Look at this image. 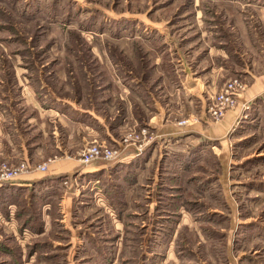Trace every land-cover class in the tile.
Instances as JSON below:
<instances>
[{"label":"rangeland","instance_id":"obj_1","mask_svg":"<svg viewBox=\"0 0 264 264\" xmlns=\"http://www.w3.org/2000/svg\"><path fill=\"white\" fill-rule=\"evenodd\" d=\"M212 51L218 55L211 58ZM180 57L192 69L198 64L199 75L215 65L224 69L221 89L207 94L208 118L222 122L248 91L250 75L264 74V0H0V134H9L13 146L24 140L33 157L32 143L40 137L28 125L36 115L28 105L48 109L69 101L100 112L116 136L114 143L95 140L84 147L116 151L111 164L126 162L129 155L132 162V150L136 160L144 155L143 168L126 170L122 191L104 178V186L91 192V204L74 207L65 220L59 211L39 245L14 237L0 220V264H264V95L244 105L229 135L233 144L224 168L209 153L191 155L183 167L173 158L172 145L157 140L138 110L136 120L120 129L119 91L139 85L159 95L164 87L156 68L173 78ZM234 80L246 90L215 122L210 103ZM198 122L197 116L182 118L177 126ZM50 143L49 138L47 153ZM10 148L4 146L3 152L10 155ZM80 151L60 157L55 149L36 166L2 153L0 164L15 169L25 163L43 174L54 161H79ZM40 166L45 172L36 171ZM141 173V181L133 183ZM112 193L121 200L119 207ZM0 195L15 201L23 196ZM171 200L173 206H167ZM180 207L188 213L185 222L175 219L168 231L155 230L152 211L158 219V212L175 213ZM31 214L37 220V213Z\"/></svg>","mask_w":264,"mask_h":264},{"label":"crops","instance_id":"obj_2","mask_svg":"<svg viewBox=\"0 0 264 264\" xmlns=\"http://www.w3.org/2000/svg\"><path fill=\"white\" fill-rule=\"evenodd\" d=\"M217 55V52L212 51L210 53L211 58ZM177 63L178 65L173 64V78L164 77V72L161 70L162 73L156 68L158 71L156 73L162 77L161 82L163 83L160 86L164 87L161 88L162 93L157 96L149 91H141L139 85L135 90L132 89L133 92L127 88L119 91L115 104H118V108L122 112V115H119V118L122 119L120 129L127 126L129 119L136 120L134 111L138 110L144 116L147 127L156 133L157 140L166 143L168 146H173H170L171 152L175 154L173 158L180 159L183 167V162L188 160L187 158L191 155L203 157L208 156L209 153L224 168L225 156L229 152L230 145L233 144V139L229 135L233 132L236 122L241 119L244 105L251 104L254 99L264 95V74H251V85L245 94L238 97L239 106L237 109L228 112L222 122L211 123L207 116V94L216 93L221 89L227 78L224 69L220 65H215L207 71V74L199 75L197 74L199 67L197 63L193 69L191 64H188L182 57ZM187 64L191 69L188 70ZM179 71L182 74L175 77ZM28 106L29 110L31 109L36 114L33 115L28 125L36 130L40 137L38 142L36 140L34 144L32 143V147H34L33 157L29 150L31 145L28 148L22 140V143L13 146L9 134L1 133L0 154L3 153L2 155L5 157L16 155L22 161H28L32 166H36L46 158L51 157L55 149L60 152V157H63L67 154L77 155L85 145L95 140L108 143L116 141L110 123L105 121L100 112H96L94 108L87 109L81 104L69 101L56 102L52 108L48 109H41L40 106L34 104ZM193 116L199 118L197 124L189 125L188 128L177 126V122L182 118ZM24 136L23 134V138ZM49 138L53 139V143H50L52 148L47 153L46 144ZM203 143L205 144L202 145ZM178 144L180 147L175 146ZM4 146H11L10 155L3 152ZM44 151L45 154H43ZM130 152L134 158L132 162L130 161ZM130 152L126 153L129 155V160L127 159L126 162L123 161L120 164L96 161L83 166L74 159L54 161L49 164L48 170L43 174L32 172L0 186V193L2 194L21 193L23 195L18 201L0 195V220L9 225L14 237L17 235L24 237V239L29 237L35 240L33 247L39 245L40 239L54 228V223L58 221L59 211L61 218L65 220L71 216L70 212L74 210V207L91 204V200H93L91 192L104 186V178L109 181L108 183L114 185V189L122 191L121 182H128L126 170L134 169L136 173L140 168H143L144 155L136 160V157L133 156V153L136 155V152L133 150ZM141 175L142 173L136 176L133 183L137 184L138 181H141L139 178ZM73 179L78 183L76 188ZM113 180L116 182L115 184ZM98 184L99 186H97ZM110 196L114 206L119 207L121 200L117 199L113 193ZM172 197L169 196V198ZM18 202L24 208L22 211L18 209ZM170 202L167 206L172 207L175 200ZM152 206L155 208L156 204H152ZM171 211L166 209L158 212L161 213V217L158 219L154 217V211H152L150 219L152 223L154 219L157 222L156 231H168L169 227H173L175 219H178L179 222L186 221L188 213L185 208L180 207V211L175 213ZM31 212L37 213L35 215L37 220L33 219ZM126 212L117 216L123 217L122 214H126ZM39 227L42 228L41 233L38 232ZM4 249L12 253L10 247H4Z\"/></svg>","mask_w":264,"mask_h":264},{"label":"built area","instance_id":"obj_3","mask_svg":"<svg viewBox=\"0 0 264 264\" xmlns=\"http://www.w3.org/2000/svg\"><path fill=\"white\" fill-rule=\"evenodd\" d=\"M246 90V86L239 80H234L228 83L225 89L215 96L210 103V114L219 122L224 114L237 106V96ZM182 124H185L182 122ZM187 124V123H186ZM119 154L116 151L98 145H90L84 147L79 153V162L84 165H90L98 160L110 163L118 158ZM46 167H37L36 171L45 172ZM33 172L30 167L21 163L15 169L9 168L5 164H0V184L4 182H12L18 178L20 174Z\"/></svg>","mask_w":264,"mask_h":264}]
</instances>
